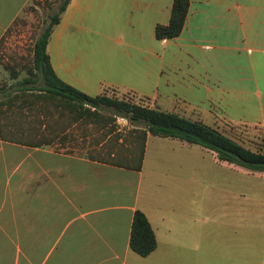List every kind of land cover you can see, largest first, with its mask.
I'll return each mask as SVG.
<instances>
[{
    "label": "crops",
    "instance_id": "0c3cea01",
    "mask_svg": "<svg viewBox=\"0 0 264 264\" xmlns=\"http://www.w3.org/2000/svg\"><path fill=\"white\" fill-rule=\"evenodd\" d=\"M31 1L0 0V41ZM174 1L72 0L48 46L53 70L91 97L130 94L236 142L234 133L255 137L264 127V0H189L182 34L158 40ZM194 147L149 135L136 171L0 136V264H264V172L203 148L241 176L222 191L228 199L214 203L208 192L176 216L157 194L155 180L175 179L176 164L194 181ZM139 210L158 241L148 257L130 246Z\"/></svg>",
    "mask_w": 264,
    "mask_h": 264
},
{
    "label": "trees",
    "instance_id": "16d2710c",
    "mask_svg": "<svg viewBox=\"0 0 264 264\" xmlns=\"http://www.w3.org/2000/svg\"><path fill=\"white\" fill-rule=\"evenodd\" d=\"M60 1L59 12L35 40L29 76L0 100L2 140L36 148L57 145L69 154L87 148L86 157L92 161L141 171L148 136L152 135L200 146L216 153L222 162L264 172L263 153L246 148L203 122L165 112L146 104L148 100L143 98L140 102L119 99L110 97L107 91L91 97L63 82L53 70L48 53L52 34L72 2ZM189 10V0H175L170 22L156 27V38L179 37ZM18 75L15 73L13 79L17 80ZM107 109L111 112L106 113ZM118 118L134 126L125 135L118 131ZM130 246L141 257L150 256L158 247L152 225L140 210L134 216Z\"/></svg>",
    "mask_w": 264,
    "mask_h": 264
},
{
    "label": "rangeland",
    "instance_id": "374dc122",
    "mask_svg": "<svg viewBox=\"0 0 264 264\" xmlns=\"http://www.w3.org/2000/svg\"><path fill=\"white\" fill-rule=\"evenodd\" d=\"M60 0H32L26 7L20 18L13 24L8 33L4 36L0 43V100L11 91L17 88V83L29 76V68L32 66V50L37 37L44 32L50 25L51 18L59 12L61 6ZM19 74L18 79L14 80V74ZM110 97L119 99H129L135 102H140V98L130 94H120L115 91H107ZM146 104H150L148 101ZM110 113L111 110H105ZM119 120V118H118ZM117 120L118 131L122 134H127L134 126L128 120L127 127L125 123H120ZM123 127V128H122ZM128 127H130L128 129ZM255 137H242L235 134L238 142H242L243 146L256 152L264 154V127L256 129ZM99 134L94 137L98 138ZM152 142L162 141L152 138ZM87 147V146H86ZM148 165L158 164L156 158L159 157L154 151L153 144L150 146ZM196 154V175L194 181H189L185 167L176 164V178L166 179L162 176L155 180V190L161 199L172 201L177 213L188 214V201L191 199L196 201L198 205L203 206L208 198V192H212V201L218 202L221 199H228L222 192L229 185L237 183L241 178L240 175L233 174L225 165H216L214 156L211 152H205L201 147L192 148ZM76 154L87 156V148L76 149ZM226 169V174L225 170ZM194 178V177H193ZM212 184V191L209 190L207 184ZM194 185V187L192 186ZM191 186V187H190ZM223 187V188H222ZM226 187V188H225ZM232 199V196H228Z\"/></svg>",
    "mask_w": 264,
    "mask_h": 264
},
{
    "label": "built area",
    "instance_id": "2783aa9c",
    "mask_svg": "<svg viewBox=\"0 0 264 264\" xmlns=\"http://www.w3.org/2000/svg\"><path fill=\"white\" fill-rule=\"evenodd\" d=\"M118 122H119V124L120 123H125V126L127 127V124H128V120L127 119H125V118H119Z\"/></svg>",
    "mask_w": 264,
    "mask_h": 264
}]
</instances>
